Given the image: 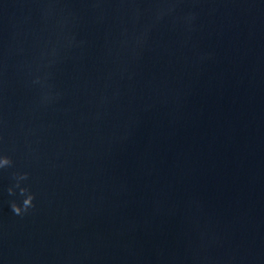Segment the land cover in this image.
Here are the masks:
<instances>
[{"label":"water","instance_id":"obj_1","mask_svg":"<svg viewBox=\"0 0 264 264\" xmlns=\"http://www.w3.org/2000/svg\"><path fill=\"white\" fill-rule=\"evenodd\" d=\"M0 154V264H264V0H0Z\"/></svg>","mask_w":264,"mask_h":264},{"label":"clouds","instance_id":"obj_2","mask_svg":"<svg viewBox=\"0 0 264 264\" xmlns=\"http://www.w3.org/2000/svg\"><path fill=\"white\" fill-rule=\"evenodd\" d=\"M14 165V161L11 156L6 154H0V170L11 168ZM29 178L28 172H15L13 173V179L15 183L10 185L7 189L10 196H16V189H19V196L22 198L17 201L16 199L10 200L9 208L12 213L21 218L30 214L35 208L36 195L30 189V186H21V182L27 181Z\"/></svg>","mask_w":264,"mask_h":264}]
</instances>
